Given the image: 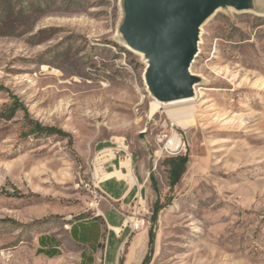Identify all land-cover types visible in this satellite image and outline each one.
I'll list each match as a JSON object with an SVG mask.
<instances>
[{
  "label": "rangeland",
  "instance_id": "obj_1",
  "mask_svg": "<svg viewBox=\"0 0 264 264\" xmlns=\"http://www.w3.org/2000/svg\"><path fill=\"white\" fill-rule=\"evenodd\" d=\"M122 2L0 0V264H72L65 223L88 213L100 146L122 142L152 189L141 264H264V0L218 8L200 26L199 82L190 100L162 104L194 106L185 130L148 114L146 62L119 32ZM159 130L180 133L188 156L172 187ZM41 235L58 237L61 257L37 252Z\"/></svg>",
  "mask_w": 264,
  "mask_h": 264
},
{
  "label": "crops",
  "instance_id": "obj_2",
  "mask_svg": "<svg viewBox=\"0 0 264 264\" xmlns=\"http://www.w3.org/2000/svg\"><path fill=\"white\" fill-rule=\"evenodd\" d=\"M115 144L100 146L93 159L94 185L102 199L65 223L67 242L76 248L66 254L72 264H141L146 255L148 227L140 210L151 196L148 171L144 159H134L123 142ZM37 242L44 257H61L58 237L41 235Z\"/></svg>",
  "mask_w": 264,
  "mask_h": 264
},
{
  "label": "water",
  "instance_id": "obj_3",
  "mask_svg": "<svg viewBox=\"0 0 264 264\" xmlns=\"http://www.w3.org/2000/svg\"><path fill=\"white\" fill-rule=\"evenodd\" d=\"M250 0H123L119 32L146 62L150 95L168 103L190 98L199 78L190 73L199 28L218 8L248 9Z\"/></svg>",
  "mask_w": 264,
  "mask_h": 264
},
{
  "label": "trees",
  "instance_id": "obj_4",
  "mask_svg": "<svg viewBox=\"0 0 264 264\" xmlns=\"http://www.w3.org/2000/svg\"><path fill=\"white\" fill-rule=\"evenodd\" d=\"M11 12H10V14H12ZM15 106H17V108H22L20 105H17V104H15ZM15 106L12 108L11 111H9L10 113L17 110V108ZM30 124H32V127H31L32 132H35V133H40V134L44 133V134H47L48 136H51V135H62V136H66V137L68 136L66 133H64L60 129H55L53 127L40 126L36 122H31ZM187 161H188L187 155H175V156L168 157L166 159V164L168 167V184H169V186L172 187L179 181V179L181 178V176L185 170ZM157 210H158V208L156 206H154V208L152 210V216L150 217V221L152 223L155 221V216H156ZM153 241H154V235H153L152 229L149 228L148 229V248L149 249H151V247L153 245ZM45 255L48 257H52L55 255V252H47V253H45ZM146 260H147V256H145L143 262H146Z\"/></svg>",
  "mask_w": 264,
  "mask_h": 264
},
{
  "label": "bare ground",
  "instance_id": "obj_5",
  "mask_svg": "<svg viewBox=\"0 0 264 264\" xmlns=\"http://www.w3.org/2000/svg\"><path fill=\"white\" fill-rule=\"evenodd\" d=\"M138 54H140V53H138ZM188 100H190V98L176 100V101H172V102H168V103H162V102L157 101L155 98H153V100L150 101V103H149L148 114L151 115L157 111L165 112V114H166L168 120L170 121L172 127H178L182 130H185V129L190 127V125L193 121L194 106L193 105H186V106H182V107H174V108H170V109H165L164 108L165 106L163 107L162 104L163 105L175 104V103H181V102L188 101ZM163 108H164V110H162Z\"/></svg>",
  "mask_w": 264,
  "mask_h": 264
},
{
  "label": "built area",
  "instance_id": "obj_6",
  "mask_svg": "<svg viewBox=\"0 0 264 264\" xmlns=\"http://www.w3.org/2000/svg\"><path fill=\"white\" fill-rule=\"evenodd\" d=\"M155 140L159 145V152L161 155L175 156L185 149V143L182 140V136L177 132L171 134L164 133V130H159ZM92 186L93 187L89 188L91 196V201L88 204L89 208H94L102 199V196L96 191L94 183H92Z\"/></svg>",
  "mask_w": 264,
  "mask_h": 264
}]
</instances>
